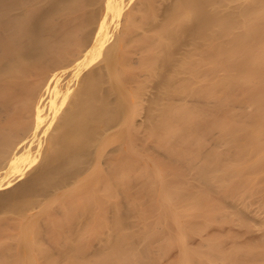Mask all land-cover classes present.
<instances>
[{"label":"bare ground","instance_id":"obj_1","mask_svg":"<svg viewBox=\"0 0 264 264\" xmlns=\"http://www.w3.org/2000/svg\"><path fill=\"white\" fill-rule=\"evenodd\" d=\"M0 264H264V0H0Z\"/></svg>","mask_w":264,"mask_h":264}]
</instances>
